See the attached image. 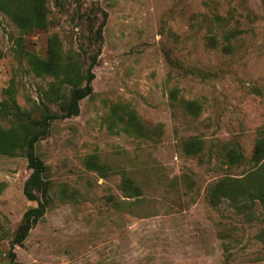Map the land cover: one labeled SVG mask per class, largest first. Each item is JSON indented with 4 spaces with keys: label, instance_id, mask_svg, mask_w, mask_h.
<instances>
[{
    "label": "rangeland",
    "instance_id": "1",
    "mask_svg": "<svg viewBox=\"0 0 264 264\" xmlns=\"http://www.w3.org/2000/svg\"><path fill=\"white\" fill-rule=\"evenodd\" d=\"M47 4V27L25 31L0 10V101L35 121L61 113L71 85L37 74L29 55L46 58L57 35L63 62L85 73L106 12L102 51L80 113L55 119L37 143L50 204L14 261L11 240L37 202L24 194L25 154H0V264H264V205L228 197L213 205L208 194L257 166L264 0ZM0 125L12 121L0 116ZM190 138L203 142L198 154L185 152ZM232 149L240 162L229 161ZM127 177L138 196H127Z\"/></svg>",
    "mask_w": 264,
    "mask_h": 264
},
{
    "label": "trees",
    "instance_id": "2",
    "mask_svg": "<svg viewBox=\"0 0 264 264\" xmlns=\"http://www.w3.org/2000/svg\"><path fill=\"white\" fill-rule=\"evenodd\" d=\"M0 10L5 12L22 31L35 28H46L48 25V4L47 0H0ZM107 13L104 12L103 20L93 29L95 41L99 46L97 51L91 55V61L85 73L76 71L73 73L70 64L62 60L60 42L57 35L49 39L48 56L41 58L38 55L30 54L29 61L32 69L39 75H52L63 78L71 85L68 97L61 101V113H53L49 109L42 119L33 120L29 114L19 107L15 101H0V116L10 118L12 125L4 128L0 125V154L15 155L23 152L28 160V167L31 174L24 184V194L37 205L26 210L23 218L11 240L10 256L15 260V247L23 246L29 236L31 229L44 218L50 204V185L44 177L46 165L44 160L37 153V143L50 132L52 122L55 119H64L76 116L80 113L81 101L93 93V80L96 77L94 72L102 51L103 29L107 22ZM239 30L232 29L231 37H236ZM229 38V40H230ZM213 38L210 37L209 40ZM3 55L0 49V57ZM191 72H195L191 69ZM194 104L193 102H190ZM199 111V108H196ZM203 142L198 138H190L184 144L187 154H198L202 150ZM231 163L240 162L242 153L237 149L228 152ZM252 159L257 166L243 178L227 177L215 183L209 188V201L218 205L223 197L230 200H259L264 205V137L260 138L254 147ZM128 197H136L140 191L137 186H131V179L125 178Z\"/></svg>",
    "mask_w": 264,
    "mask_h": 264
}]
</instances>
